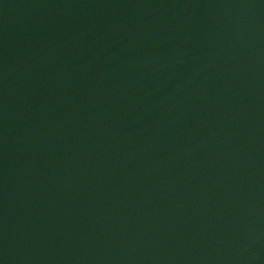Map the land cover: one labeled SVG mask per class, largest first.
Masks as SVG:
<instances>
[{
	"label": "water",
	"instance_id": "obj_1",
	"mask_svg": "<svg viewBox=\"0 0 264 264\" xmlns=\"http://www.w3.org/2000/svg\"><path fill=\"white\" fill-rule=\"evenodd\" d=\"M0 264H264V0H0Z\"/></svg>",
	"mask_w": 264,
	"mask_h": 264
}]
</instances>
